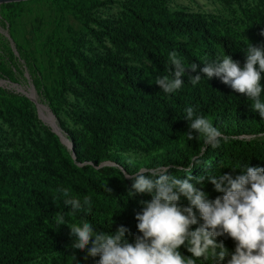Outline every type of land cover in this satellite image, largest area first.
<instances>
[{"label": "trees", "instance_id": "16d2710c", "mask_svg": "<svg viewBox=\"0 0 264 264\" xmlns=\"http://www.w3.org/2000/svg\"><path fill=\"white\" fill-rule=\"evenodd\" d=\"M224 2L237 5L248 39H241L228 29L221 31L217 22L203 15L170 13L161 0H127L128 14L117 27L109 21H94L104 29L101 35L115 52L90 59L79 51L73 53L83 76L72 66L67 67L62 85L67 84L66 80L75 81L88 99L90 109L79 116L80 132L60 124L72 142L70 153L53 132L40 128L45 137L36 142L29 139L33 151L28 150L26 155L15 153L8 159L0 154V264H30L33 252L54 253L59 262L53 264H96L99 257L72 248L74 238L68 223L85 220L98 231L115 232L122 225L129 229L126 238L134 242L139 234L135 215L141 211L140 201L151 197L136 194L129 198L132 180L126 179V175H134L141 168L168 167L172 175L186 178L188 173L183 169L197 157L199 162L191 169L194 177L232 173L233 169L242 170L246 166L264 167V139L257 143L239 138L264 135V118L251 110L252 102L245 95L234 92L216 77L211 80L203 77L193 86L188 78L198 73L190 70L182 77L183 86L166 94L155 84L156 72L140 60L145 57L151 61L160 77L171 76L175 71L169 62L172 51L178 53L185 66L196 63L202 68L204 62L198 53H203L213 63L225 54L230 55L243 67L244 50L249 42L264 48V10L260 6L241 5V0ZM121 52L130 53L138 65L127 64ZM116 76L125 90L119 87ZM261 83L264 86V79ZM65 90L70 89H62ZM0 93L4 95V91ZM12 97L17 100L2 103L0 118L5 119L6 115L16 118L22 130L29 132L31 119H35V106L25 97ZM261 98L264 99V93ZM188 107L208 118L222 132L224 138L218 148L205 146L203 137L189 141L183 134L189 128L185 119ZM53 114L58 118L55 111ZM115 142L119 151L134 150L147 157L138 165L127 163L117 155H110L107 147ZM30 152H41L43 156V161L31 165L28 171L38 174L24 173L22 166L14 167L15 161L31 162L34 153ZM106 161L114 165L100 166ZM58 168L68 179L56 181L54 174ZM64 188L70 197L81 202L84 196H91L90 204L69 215L70 208L64 205L65 197L59 191ZM203 190L211 199L221 195L207 180ZM181 203L186 206L188 201L182 198ZM58 212L64 215L63 225L54 218ZM221 241L229 251H234L232 239L218 238L217 242ZM181 252L191 255L184 248ZM197 264H213V261L201 258Z\"/></svg>", "mask_w": 264, "mask_h": 264}, {"label": "clouds", "instance_id": "9594fccd", "mask_svg": "<svg viewBox=\"0 0 264 264\" xmlns=\"http://www.w3.org/2000/svg\"><path fill=\"white\" fill-rule=\"evenodd\" d=\"M244 51L243 67L225 54L215 63L205 61L202 68L196 63L185 66L178 53L172 51L169 62L175 71L171 76H158L155 84L164 93L172 94L183 86L186 70L198 73L188 78L193 86L203 77L208 80L216 77L234 92L245 95L252 102L251 110L264 118V99L261 98L264 48L249 42ZM185 111L189 128L183 134L187 139L203 137L205 146L218 148L224 138L222 132L208 118L196 114L192 107ZM198 162L199 158H194L192 164L183 169L188 173L186 178L172 175L168 167L141 168L134 175H126V179L132 180L129 198L136 194L151 197L140 201L141 211L135 215L139 234L135 235L134 242L126 238L129 229L122 225L115 232L98 231L85 220L68 226L74 238L72 248L87 251L90 257H99L96 264H197L201 258L205 261L211 258L213 264H264V167L233 169L232 173L240 172L237 175L209 173L194 177L191 169ZM193 180L195 183L191 182ZM205 180L221 195L211 199L203 190ZM106 190L111 192L110 188ZM59 191L65 197L64 205L70 208L69 215L84 210L91 202L89 195L81 202L70 197L66 188ZM182 198L188 201L186 206L181 203ZM54 218L57 224L65 223L60 212ZM193 226H196L194 230ZM220 237L232 239L234 251H229L223 241L217 242ZM181 248L191 255H184Z\"/></svg>", "mask_w": 264, "mask_h": 264}, {"label": "rangeland", "instance_id": "374dc122", "mask_svg": "<svg viewBox=\"0 0 264 264\" xmlns=\"http://www.w3.org/2000/svg\"><path fill=\"white\" fill-rule=\"evenodd\" d=\"M161 1L170 13L203 15L207 20L217 22L216 26L221 31L228 29L241 39L249 38L246 26L240 22L236 4H227L224 0ZM241 5L260 6L264 10V0H241ZM128 7L127 0H29L0 4V91H4V95L0 93V111L3 102L15 103L17 99L12 95L27 98L25 94L33 92L35 100L46 107L53 116V112H56L58 118L54 116V119L68 140L70 139L61 125L80 132L79 116L83 111L90 109L89 101L81 94L80 86L75 81L66 80L67 84L62 85L65 71L67 67L72 66L83 76L73 55L75 51L83 53L88 59L105 57L115 52L106 37L101 35L104 29L94 21H109L113 27H117L120 19L128 14ZM120 55L127 58V64L138 65L130 53L121 52ZM198 57L203 62L213 63L203 53H198ZM140 60L142 64L154 70L157 77L161 76L151 61L145 57ZM114 78L123 90L119 76ZM63 88L70 90L62 91ZM28 101L32 103L29 99ZM35 110V119H31L29 132L22 130L16 118L9 115H6L5 119L0 118V154L5 158L8 159L15 153L26 155L28 150L33 151L29 139L36 142L45 137L40 128L52 132L40 118L36 106ZM56 137L59 139L57 135ZM239 138L259 143L264 139V135ZM60 145L68 150L61 142ZM118 147L115 142L107 148L110 155H117L127 163L138 165L147 157L134 150L119 151ZM67 152L70 153V150ZM30 153H34L32 161H15V169L22 166L23 172L27 173L31 165H39L43 161L41 152ZM112 165L114 164L110 161L100 164L102 167ZM28 173L38 174L37 171ZM64 177V171L61 168L56 169V181H59V178L68 179ZM114 178L118 179L117 176ZM24 185L28 186L29 182ZM72 224L75 223H68V226ZM32 257L30 264L59 262L54 253L33 252Z\"/></svg>", "mask_w": 264, "mask_h": 264}, {"label": "bare ground", "instance_id": "6f19581e", "mask_svg": "<svg viewBox=\"0 0 264 264\" xmlns=\"http://www.w3.org/2000/svg\"><path fill=\"white\" fill-rule=\"evenodd\" d=\"M27 95H32V93L29 92V93H27ZM37 105H38L39 116L43 120V122L46 125H48L51 129H53L55 132H57L62 137V141L65 144V146H68L69 144L66 140V137L64 136L62 131L59 129L56 121L53 119L49 110L46 107H44L43 105H41L39 102H37Z\"/></svg>", "mask_w": 264, "mask_h": 264}, {"label": "water", "instance_id": "95a60500", "mask_svg": "<svg viewBox=\"0 0 264 264\" xmlns=\"http://www.w3.org/2000/svg\"><path fill=\"white\" fill-rule=\"evenodd\" d=\"M25 1H29V0H0V4H7V3H18V2H25ZM31 93H33V92H31ZM25 96L32 102V103H34V105L36 106V108L38 109V105L36 104V100H35V97H34V94H32V95H27V94H25ZM51 115H52V113H51ZM52 117H53V119H54V116L52 115ZM55 120V119H54ZM52 130V132L54 133V134H56L58 137H59V139H60V142L63 144V145H65L64 143H63V141H62V137L57 133V132H55L53 129H51ZM65 136V135H64ZM66 140H67V142H68V146H65L68 150H72V142L70 141V140H68L67 138H66ZM72 157L74 158V153H72Z\"/></svg>", "mask_w": 264, "mask_h": 264}]
</instances>
